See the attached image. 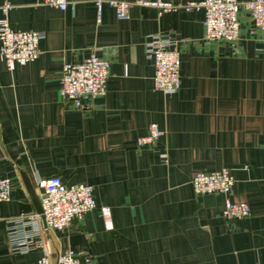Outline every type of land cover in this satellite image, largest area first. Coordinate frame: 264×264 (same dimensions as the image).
<instances>
[{"label":"crops","instance_id":"0c3cea01","mask_svg":"<svg viewBox=\"0 0 264 264\" xmlns=\"http://www.w3.org/2000/svg\"><path fill=\"white\" fill-rule=\"evenodd\" d=\"M66 1L60 11L0 0L11 5L12 30L42 34L34 60L8 69L0 59V178L10 183L0 264H36L39 249L10 251L7 228L36 212L33 198L52 176L91 185L95 203L62 230L40 221L54 252L80 251L84 264H264V29L240 10L236 42L206 41L201 11L132 5L118 20L110 0ZM156 33L177 40L180 84L171 95L153 88L145 56ZM92 51L108 62L105 93L76 107L59 94L61 66ZM152 122L162 134L137 146ZM220 168L247 217L224 219V195L193 193L194 172Z\"/></svg>","mask_w":264,"mask_h":264},{"label":"built area","instance_id":"2783aa9c","mask_svg":"<svg viewBox=\"0 0 264 264\" xmlns=\"http://www.w3.org/2000/svg\"><path fill=\"white\" fill-rule=\"evenodd\" d=\"M41 5L63 11L66 0H38ZM118 20L128 18L132 5L151 7L159 12L181 9L188 13H203V37L206 41L236 42L239 35V11L243 10L264 29V0H201L184 4L162 2L159 0L107 1ZM99 5V3H97ZM11 9L8 2L0 6V59L6 68L14 64H24L34 60L38 54L37 42L42 34L37 31H14L7 23V13ZM146 58L153 65V88L164 95H171L179 88V55L177 40L169 33H156L144 44ZM108 62L92 51L78 62H64L61 66L59 94L73 106L81 107L83 98H95L104 95L105 80L108 74ZM162 134L155 123H149L146 134L136 138V145H152ZM190 185L195 195L222 194L225 196L221 216L224 219L244 218L250 214L246 201H231L234 178L226 168L212 171L199 170L190 177ZM10 183L8 178H0V201L8 200ZM40 213L19 214L10 219L7 228L8 246L13 253H23L33 249L40 250L36 264H84L82 252L66 247L54 252L51 242L42 237L43 217L45 229L58 231L64 229L71 220L80 219L88 210L95 207L92 187L85 183L64 184L58 176H52L42 182L39 194ZM100 214L108 216L107 207H100ZM264 240V226H263ZM87 264V258L84 259Z\"/></svg>","mask_w":264,"mask_h":264},{"label":"water","instance_id":"95a60500","mask_svg":"<svg viewBox=\"0 0 264 264\" xmlns=\"http://www.w3.org/2000/svg\"><path fill=\"white\" fill-rule=\"evenodd\" d=\"M33 206L35 208V211L40 213V211H41L40 205H39V202L37 201V199H35V198H33ZM41 223H42V226L45 227L44 220H43L42 216H41Z\"/></svg>","mask_w":264,"mask_h":264}]
</instances>
